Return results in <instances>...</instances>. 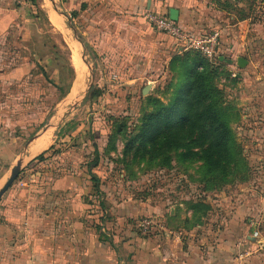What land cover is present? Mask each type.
Returning <instances> with one entry per match:
<instances>
[{"label": "crops", "instance_id": "obj_1", "mask_svg": "<svg viewBox=\"0 0 264 264\" xmlns=\"http://www.w3.org/2000/svg\"><path fill=\"white\" fill-rule=\"evenodd\" d=\"M225 1L105 0L104 14H89L92 31L77 25L66 8L63 12L54 6L59 25L51 16L50 20L68 36L72 51L76 45L82 63L78 37L83 42L86 38L92 51L105 56V62L110 56V76L129 82L132 88L140 83L144 91L147 86L151 89L149 82L155 84L160 75L166 76L171 50L178 46L173 37L152 27L147 20L149 11L166 15L195 34L218 27L227 30L233 43L227 45L225 35V40L221 39L224 52L237 60L245 58L234 41L237 26L245 25L246 20H236L234 15L226 17L229 12L223 5ZM33 3L34 0H0V155L14 159L4 174L10 173L22 154L28 158L19 179L0 199V264H234L239 260L264 264V243L260 242L264 227L257 226L264 219V197L259 187L215 195L211 215L198 210L201 203L180 208L183 202H174L168 215L165 201L148 205L112 191L109 172L105 181L101 179L99 186L95 185L86 165L93 157L89 156L92 149L87 147L61 149L50 163L31 165L53 146L48 129L55 117L49 113L44 118L51 94L47 86L53 83L48 66L55 60L45 51L54 45L43 33L45 27L37 22ZM69 27L79 35L71 37ZM230 30L235 31L234 35ZM109 46L110 51L104 49ZM246 60L251 68L254 64L257 67L251 72L264 78V70L258 68L263 62ZM81 72L77 70V78ZM241 72L238 76L244 77ZM77 78L64 98L76 97L80 92ZM253 99L256 124L264 128V94L257 90ZM41 119H47L46 123L36 128L44 122ZM86 134L81 135L84 140L75 136L82 141L80 148L90 141L96 143ZM40 143L45 144L44 148L35 151ZM106 147L102 150L105 156ZM93 173L99 174L95 169ZM5 175L0 177V189ZM154 214L160 217L162 228L145 235L133 227L139 217ZM169 220L182 227L168 226ZM256 229L261 236H254Z\"/></svg>", "mask_w": 264, "mask_h": 264}, {"label": "rangeland", "instance_id": "obj_2", "mask_svg": "<svg viewBox=\"0 0 264 264\" xmlns=\"http://www.w3.org/2000/svg\"><path fill=\"white\" fill-rule=\"evenodd\" d=\"M34 1L32 9L37 22L45 27L43 33L50 37V45H54L49 51H45L50 58L51 56L55 58L54 62H50L48 66V72L53 83H48L47 86L51 94L49 95L50 104L47 108V114L44 117L46 118L50 112L55 114L51 127L48 129V134L53 136V146L47 151V154L52 153L51 160H53V155L61 149L65 151L68 149L79 150L89 146L90 143L80 148L82 141L76 140L75 136L81 139V135L86 132V136H90L92 133L101 134L102 131L110 130L111 139L105 148V153L106 158H108L107 168L109 169H106V171L110 175V189L112 191L122 193L126 197L138 201L142 200L143 203L147 202V204H157L165 201L168 203L166 204L168 215L174 202L177 205L178 202H183V206L178 205L183 209L189 208L192 203H201L198 210L206 211L207 215H211L214 213L212 209L214 196H225V194H230L236 189L259 187L258 192L264 197V128L260 124H256L257 119L253 107V98L256 91L260 90L264 94V78L251 72L253 68H257L255 64L252 68L248 64L240 66L236 57L231 56L228 51L224 52L222 40L227 37L225 43L229 45L232 42L227 30L223 31L222 28L218 27L201 32L209 34L219 31L220 33L217 43L218 58L210 63L216 70L213 82L216 88L222 92V105L229 109V126L234 140L230 144V154L224 161L227 172L224 177L215 179L211 175L203 173L204 160L201 157L199 148L195 149L198 154L193 156H185L186 149L182 148L169 150L157 157L149 152L144 154L140 142H135L134 147L128 148L131 140L139 132L143 119L154 109L152 101L155 99L163 104L170 103L174 100L175 90L187 83L186 76L183 74L184 69L177 67L178 64L174 69H170L171 60L177 55L186 53H199L203 57L201 52L195 49L186 50L185 52L172 49V56L168 65L169 71L166 76L164 74L160 75L161 79L159 80L160 77L157 78L155 84L149 82L151 89L148 88L144 93L140 83L132 88L129 82L112 75L111 77L110 61L105 62L104 55L92 51L85 42L86 38H83L87 45L85 49L86 60L88 63L95 65L93 87L103 89L105 96L109 99L110 97L112 99L117 97L121 101L136 102H133L135 103L133 105H128L127 109L122 110L120 106L122 103L106 102L104 98L100 100L85 99L91 83L88 66L86 65L85 70L77 78L78 74L74 65L69 38L63 29L53 26L54 24L50 20V16L52 18L57 17L52 1ZM57 5L64 12L65 6L61 0H57ZM223 5L229 12L225 15L226 17L234 15L233 18L236 20H246L245 25L237 26L239 31L234 43L239 45L238 48L241 47L242 55L246 59L254 61V63L257 61L263 62L259 64L258 68L264 70V0H226ZM147 20L156 31L165 34L157 30L148 17ZM59 22L58 19V25ZM63 25L66 26L65 23ZM69 29L71 37H75L76 34L79 35L80 33L77 31L75 34L70 27ZM230 31L234 35L235 31ZM71 37L70 39H72ZM168 39L170 38H164L163 40L168 41ZM225 55L233 57L234 60L229 61L227 57H224ZM221 56L224 58L221 59ZM241 71H244V77L238 76L237 73H242ZM262 75L264 77V74ZM76 78L81 83L80 92L76 97L72 95L64 98ZM46 100L47 96L45 99L47 105ZM113 111L115 113L112 114ZM89 124L92 125L90 131L88 130ZM35 126L39 128L37 126H40V124ZM44 146L45 144L40 143L34 150L40 151ZM73 146L78 147L73 148ZM21 158H24V167L28 158L25 157V154H22L18 159ZM13 160L0 155V177L5 175L4 173ZM16 162L17 160L14 164ZM107 174L103 175V181L106 180ZM9 175L10 173L7 176L5 175L6 180ZM152 216L159 223L156 228H162L160 217L156 214ZM141 218H138L139 221L137 219L133 227L145 235L153 233V231L146 232L140 229L139 222ZM178 223L172 220L167 222L168 226L179 229L182 224L179 225ZM163 224L165 223L163 222ZM257 226L259 228L264 227V219ZM260 242L264 243V237Z\"/></svg>", "mask_w": 264, "mask_h": 264}, {"label": "trees", "instance_id": "obj_3", "mask_svg": "<svg viewBox=\"0 0 264 264\" xmlns=\"http://www.w3.org/2000/svg\"><path fill=\"white\" fill-rule=\"evenodd\" d=\"M62 2L70 12V18L76 20L77 25L85 26L89 31L94 28L89 14L105 13L102 9L105 0H62ZM151 12L156 13L155 11ZM93 36L91 35V37ZM104 49L110 51V46ZM109 60L110 56L107 61ZM176 64H178L177 67L184 69L183 74L186 76L187 83L175 90L174 100L170 103L163 104L155 99L152 101L154 109L145 116L139 132L131 140L128 148L131 149L135 146V142H140L144 154L149 152L156 157L169 150L182 148L186 149L185 156H193L198 154L195 149L199 148L204 160L203 173L209 174L215 179L224 177L227 172L224 161L230 154V144L234 140L229 126V109L222 105V92L216 88L213 82L215 67L199 53L175 56L170 62V69H174ZM101 98H104L106 102L122 103L120 105L122 110L136 102L121 101L117 97L109 99L105 96L103 89L93 87V85L85 96V99L90 100H100ZM46 120L40 126H43ZM110 134V130L102 131L101 134L92 133L90 136L96 143L90 141L86 148L92 149L89 156L91 157L93 154V157L86 162V165L92 174V182L98 186L103 175L107 174L108 158L103 155L102 150L103 146L110 143ZM101 138L103 139L99 141ZM47 151L39 154L36 157V162H32L31 165L38 166L46 164L48 161L50 163L51 154H47ZM94 169L99 173L98 176L93 173ZM21 173L16 180L19 179Z\"/></svg>", "mask_w": 264, "mask_h": 264}, {"label": "built area", "instance_id": "obj_4", "mask_svg": "<svg viewBox=\"0 0 264 264\" xmlns=\"http://www.w3.org/2000/svg\"><path fill=\"white\" fill-rule=\"evenodd\" d=\"M147 17L157 30L170 35L178 42L177 50L179 52L195 49L201 52V54L210 62H214L218 58L217 43L220 35L219 31H214L209 34H195L186 31L166 15L149 12ZM254 223L255 222H253L252 224ZM158 224L159 223L155 219V217L146 216L140 219L139 227L141 230L147 232L159 226ZM253 234L256 237L261 236L258 229H256ZM236 264L245 263L239 260Z\"/></svg>", "mask_w": 264, "mask_h": 264}, {"label": "water", "instance_id": "obj_5", "mask_svg": "<svg viewBox=\"0 0 264 264\" xmlns=\"http://www.w3.org/2000/svg\"><path fill=\"white\" fill-rule=\"evenodd\" d=\"M53 3H54V6L56 7V9H58V5L56 3L55 0H53ZM62 16H65L64 13H60ZM70 21V20H69ZM70 23H72L70 21ZM78 42L81 44L82 46V54H81V58L82 60L84 61V63L88 66V69H89V72H90V75H91V83L89 85V88L88 90L90 89V87L92 86V82L94 80V68H95V65L92 63H88L87 60H86V53H85V48H86V45L85 43L78 37L77 38ZM224 57L221 56V59H223ZM238 64L240 66H244L246 65L247 63V60L243 57H239L238 60H237ZM148 90V86L145 87L144 89V93ZM23 165H24V158H21L17 161V163H15L10 171V175L8 177V179L3 183L1 189H0V199L2 198V196L4 195V193L12 186V184L16 181V179L18 178L19 174L21 173V170L23 168Z\"/></svg>", "mask_w": 264, "mask_h": 264}, {"label": "bare ground", "instance_id": "obj_6", "mask_svg": "<svg viewBox=\"0 0 264 264\" xmlns=\"http://www.w3.org/2000/svg\"><path fill=\"white\" fill-rule=\"evenodd\" d=\"M51 19H52V21L54 22V23H56L57 25H58V19H57V17L55 16V17H51ZM73 49H74V54H73V58H74V62H75V66H76V68H77V70H84L85 69V64H83L82 63V61L80 60V58H79V55H78V52H77V50H76V45H74L73 44ZM76 87H77V85H76ZM77 90V88H75V91Z\"/></svg>", "mask_w": 264, "mask_h": 264}]
</instances>
